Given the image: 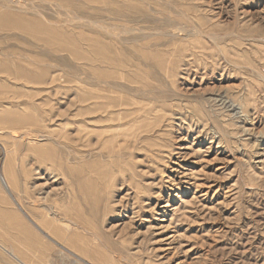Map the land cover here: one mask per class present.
Here are the masks:
<instances>
[{"label":"rangeland","instance_id":"374dc122","mask_svg":"<svg viewBox=\"0 0 264 264\" xmlns=\"http://www.w3.org/2000/svg\"><path fill=\"white\" fill-rule=\"evenodd\" d=\"M0 264H264V0H0Z\"/></svg>","mask_w":264,"mask_h":264}]
</instances>
